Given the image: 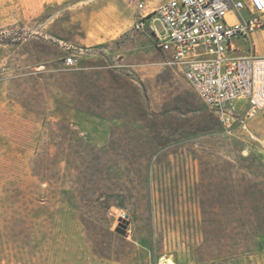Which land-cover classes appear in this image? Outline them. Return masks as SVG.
Listing matches in <instances>:
<instances>
[{"label": "rangeland", "instance_id": "1", "mask_svg": "<svg viewBox=\"0 0 264 264\" xmlns=\"http://www.w3.org/2000/svg\"><path fill=\"white\" fill-rule=\"evenodd\" d=\"M136 17L124 0H0V264H264V248L218 256L210 221L227 162L264 166V109L222 120Z\"/></svg>", "mask_w": 264, "mask_h": 264}, {"label": "built area", "instance_id": "2", "mask_svg": "<svg viewBox=\"0 0 264 264\" xmlns=\"http://www.w3.org/2000/svg\"><path fill=\"white\" fill-rule=\"evenodd\" d=\"M137 9L131 24L149 35L196 97L222 120L250 118L264 109V55L251 44L239 46L264 29V0H166L146 9L143 0H124ZM79 58L66 56L65 66ZM238 101L245 108L235 106Z\"/></svg>", "mask_w": 264, "mask_h": 264}, {"label": "trees", "instance_id": "3", "mask_svg": "<svg viewBox=\"0 0 264 264\" xmlns=\"http://www.w3.org/2000/svg\"><path fill=\"white\" fill-rule=\"evenodd\" d=\"M239 159L248 160L244 157ZM213 201L218 210L211 213L210 221L215 227L224 226L223 237L227 243L224 250H219L218 256L233 257L264 248L262 164H247L236 168L227 162L224 178L215 183ZM205 217L203 213V222Z\"/></svg>", "mask_w": 264, "mask_h": 264}, {"label": "crops", "instance_id": "4", "mask_svg": "<svg viewBox=\"0 0 264 264\" xmlns=\"http://www.w3.org/2000/svg\"><path fill=\"white\" fill-rule=\"evenodd\" d=\"M259 31L263 32L264 29H262V30H258V31H256V32H254V33L252 34V36H251L250 42H251V44L254 45V47H255V51H256L258 54H260V55H264V52H263V53H259V52L257 51V48H256V45L259 44V42L257 41V39H260V38L263 39V34H259V33H258ZM256 38H257V39H256ZM239 43H240L239 46H241V48L243 49V48H244V44H243L242 42H239ZM243 50H244V49H243ZM244 52H245V51H244Z\"/></svg>", "mask_w": 264, "mask_h": 264}, {"label": "bare ground", "instance_id": "5", "mask_svg": "<svg viewBox=\"0 0 264 264\" xmlns=\"http://www.w3.org/2000/svg\"><path fill=\"white\" fill-rule=\"evenodd\" d=\"M160 263L162 264H172L170 259H166V258H161Z\"/></svg>", "mask_w": 264, "mask_h": 264}]
</instances>
